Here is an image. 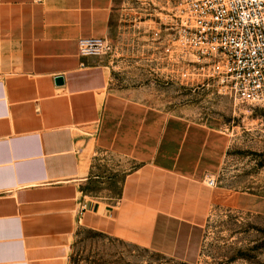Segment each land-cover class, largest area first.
Segmentation results:
<instances>
[{"label":"crops","instance_id":"crops-1","mask_svg":"<svg viewBox=\"0 0 264 264\" xmlns=\"http://www.w3.org/2000/svg\"><path fill=\"white\" fill-rule=\"evenodd\" d=\"M125 2L0 0V264H69L83 229L182 254L215 206L227 132L77 53Z\"/></svg>","mask_w":264,"mask_h":264},{"label":"rangeland","instance_id":"rangeland-1","mask_svg":"<svg viewBox=\"0 0 264 264\" xmlns=\"http://www.w3.org/2000/svg\"><path fill=\"white\" fill-rule=\"evenodd\" d=\"M182 0H126L105 54L132 74L128 85L151 92V103L217 123L230 138L216 175L215 206L182 254H164L83 229L69 264H264V104L219 95L211 86L181 81L161 62L152 28L169 22ZM119 72H121L119 70Z\"/></svg>","mask_w":264,"mask_h":264},{"label":"built area","instance_id":"built-area-1","mask_svg":"<svg viewBox=\"0 0 264 264\" xmlns=\"http://www.w3.org/2000/svg\"><path fill=\"white\" fill-rule=\"evenodd\" d=\"M170 19L152 28V43L170 74L236 101L264 104V0H182ZM110 50L108 39H77L79 56ZM205 184L215 187L216 177Z\"/></svg>","mask_w":264,"mask_h":264},{"label":"water","instance_id":"water-1","mask_svg":"<svg viewBox=\"0 0 264 264\" xmlns=\"http://www.w3.org/2000/svg\"><path fill=\"white\" fill-rule=\"evenodd\" d=\"M56 82L57 83H61L62 82V77L61 76H57L56 77Z\"/></svg>","mask_w":264,"mask_h":264}]
</instances>
